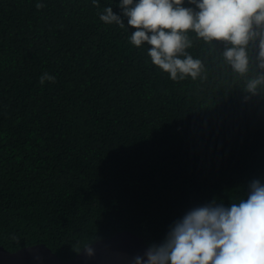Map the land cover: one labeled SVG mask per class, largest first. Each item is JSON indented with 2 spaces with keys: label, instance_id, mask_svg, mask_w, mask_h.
I'll return each instance as SVG.
<instances>
[{
  "label": "trees",
  "instance_id": "trees-1",
  "mask_svg": "<svg viewBox=\"0 0 264 264\" xmlns=\"http://www.w3.org/2000/svg\"><path fill=\"white\" fill-rule=\"evenodd\" d=\"M44 5L37 10V3ZM121 0H0V245L70 260L130 231L149 246L194 207L264 182V31L245 46L186 33L202 68L173 81L137 48ZM185 7H195L184 3ZM112 7L125 27L105 24ZM183 59V57H180ZM48 73L55 82L40 84Z\"/></svg>",
  "mask_w": 264,
  "mask_h": 264
},
{
  "label": "clouds",
  "instance_id": "clouds-1",
  "mask_svg": "<svg viewBox=\"0 0 264 264\" xmlns=\"http://www.w3.org/2000/svg\"><path fill=\"white\" fill-rule=\"evenodd\" d=\"M187 2L195 7H185V0H121L122 15L135 30L131 44L150 46L152 64L173 81L195 79L202 63L186 51L192 46L186 33L195 32L206 43H230L224 57L234 71L245 73V46L256 35L253 28L264 31V0ZM93 5L98 7V0ZM35 7L39 10L44 5L38 2ZM99 18L105 24L125 27L112 7L104 8ZM261 47L264 57V41ZM45 81L55 82V77L44 73L40 84ZM262 82L264 77L250 81L248 90L254 91ZM83 250L87 258L94 257L95 248L89 245ZM128 264H264V182L251 181L246 198L227 207L212 202L192 208L171 226L161 243L131 257Z\"/></svg>",
  "mask_w": 264,
  "mask_h": 264
},
{
  "label": "water",
  "instance_id": "water-1",
  "mask_svg": "<svg viewBox=\"0 0 264 264\" xmlns=\"http://www.w3.org/2000/svg\"><path fill=\"white\" fill-rule=\"evenodd\" d=\"M95 255L87 258L82 250L76 257L64 260L46 244H37L11 252L0 245V264H128L131 257L149 247L144 238L130 232H118L111 238L90 245Z\"/></svg>",
  "mask_w": 264,
  "mask_h": 264
}]
</instances>
